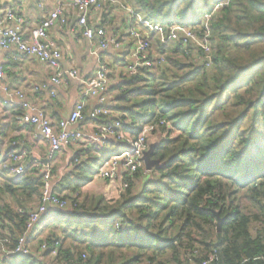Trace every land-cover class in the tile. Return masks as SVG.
Returning <instances> with one entry per match:
<instances>
[{
    "label": "trees",
    "instance_id": "trees-1",
    "mask_svg": "<svg viewBox=\"0 0 264 264\" xmlns=\"http://www.w3.org/2000/svg\"><path fill=\"white\" fill-rule=\"evenodd\" d=\"M135 1L137 12L165 28L198 27L205 14L227 3L211 24L210 66L184 59L183 45L169 49L154 33L149 34L153 46L167 54L169 66L140 68L135 76L116 81L113 71L118 66L109 64L112 84L107 93L114 96L105 106L130 136L153 127L148 143L155 145L152 160L159 165L125 175L119 180L118 198L100 197L89 207L83 188L105 161L127 146L79 143L71 168L54 188L79 205L46 213L55 220L51 225L67 216L71 229L91 218L87 210L93 208L91 223L96 226L86 252L66 248L53 234L40 242L41 253L34 248L29 255L4 256L0 264H203L212 255L209 264H264L258 259L264 256V0ZM128 57L129 52L119 53L117 63H127ZM26 171L19 175L18 194L27 201L41 198L39 171L38 177ZM6 192L12 193L0 190ZM73 193L78 196L72 198ZM0 211L12 214V226L0 224L6 233L0 236L8 237L14 248L29 214L25 207L15 212L10 205L0 206ZM215 213L226 218L221 232ZM39 226L29 243L31 235L37 238L48 229Z\"/></svg>",
    "mask_w": 264,
    "mask_h": 264
},
{
    "label": "built area",
    "instance_id": "built-area-1",
    "mask_svg": "<svg viewBox=\"0 0 264 264\" xmlns=\"http://www.w3.org/2000/svg\"><path fill=\"white\" fill-rule=\"evenodd\" d=\"M224 4H219L215 9L203 16L200 26L176 24L169 28L157 25L142 17L133 7L127 6L120 0H71L69 7L76 13L77 23L82 28V35L89 42L93 54L97 51H107L114 49L119 52L124 47L128 49L129 57L127 63L114 69V78L124 79L135 76L138 69H154L163 66L166 54H161L153 46V40L149 37L154 33L160 42L166 46L179 43L184 47V55L187 56L188 49L198 46L204 51V58L210 60L202 62L207 67L211 64L212 49L209 45L211 24L215 13ZM105 6L117 7L122 17L130 21V30L127 38L122 41L118 35H110L107 30L96 25L89 24L91 12L102 13ZM64 7H57L50 16L44 19L40 26L26 31L24 19L17 15L14 9L9 8L0 12V47L9 50L15 47L21 54L36 58L51 70L50 82L56 88H68L74 82L79 84V101L67 118L62 119L58 124H53L51 119L42 111L35 114L21 113L20 122L30 124L37 128L39 135L47 141L49 145V160L54 159L57 153L68 149L79 143H92L101 147L107 146L111 141L123 143L127 146L122 154L109 158L100 169L99 178L105 181H116L125 175L137 174L141 168L146 172L144 155L149 149L148 137L153 132L152 126H145L138 137L130 136L124 132L122 121L117 115L105 105L112 97L107 93L108 87L112 83L109 75L112 70L109 64L100 62L96 73L89 78H81L76 69H65L62 66V53L58 48H49L44 43L48 39V32L57 24L64 25L68 15ZM122 39V38H121ZM126 45V46H125ZM5 72L0 65V86H3ZM6 92L14 93L21 101L23 108L31 109L32 105L26 100L25 95L20 90H10L3 86ZM39 90V87H36ZM52 95H55L52 92ZM94 99L97 104L90 107L89 101ZM114 99V98H113ZM5 105L8 104L6 100ZM163 124V122H162ZM15 144H13L14 146ZM15 148V147H14ZM27 154L25 151H13L5 162L3 169L17 175H23L27 169ZM41 176V202L33 209L28 217L26 227L22 236L18 239L14 248L9 246L8 237L0 236L1 254L0 263L4 261V256L29 255L34 247L28 242L29 234L46 214L48 206L58 209L77 208L79 203L73 202L69 196L57 195L54 191L53 171L50 163H39L37 165ZM150 172V171H149ZM78 196L73 193L72 198ZM6 234L0 230V235ZM256 235V232H255ZM264 237V233L261 234ZM41 249L46 250V243L41 245ZM56 251V249H54ZM56 252H54L55 254ZM203 264H209L214 259ZM264 259V256L258 258Z\"/></svg>",
    "mask_w": 264,
    "mask_h": 264
},
{
    "label": "crops",
    "instance_id": "crops-1",
    "mask_svg": "<svg viewBox=\"0 0 264 264\" xmlns=\"http://www.w3.org/2000/svg\"><path fill=\"white\" fill-rule=\"evenodd\" d=\"M70 1L0 0V12L9 8L14 9L17 15L24 19V28L29 32L40 26L42 21L49 17L51 12L57 7H64L67 11L66 13L71 12L68 15L67 22L64 25L57 24L49 30L48 39L44 42L47 47L58 48L61 51L63 68L76 69L81 78H89L96 73L100 62L106 61L113 68L120 66L117 63L118 55L124 51L128 52V49L124 47L117 52L110 48V50L97 51V54H93L89 42L82 35V28L77 23L76 13L69 7ZM121 2L124 3L123 1ZM124 19L126 17H122L117 7L105 6L102 13L98 11L91 12L89 24L104 28L108 34L118 35L122 38L120 40L124 41L128 35ZM0 65H2L5 72L3 86L8 87L10 90L22 91L26 100L35 109V111H32L31 109L23 108L20 99L14 93L6 92L4 87L0 86V190L9 188L12 192L0 194V206L10 205L15 212H18L20 207H25L26 215H28L41 202V198L36 196L33 200L27 201L24 196L18 194L17 189L20 188L19 181L21 180L19 175L3 169L10 155V149L15 147L14 151L26 152L27 176L36 170L38 172L37 165L39 163H50L52 165L55 188L61 176L71 168L74 151L80 148L79 145L81 143L71 146L72 148L64 149L57 153L54 159L49 160V145L47 141L39 135L36 127L21 123L20 114L23 112L35 114L40 110L51 119L53 124H58L60 120L68 117L79 101V84L74 82L68 88L52 86L50 82L51 70L36 60V58L21 54L15 47L9 50L0 47ZM121 66H123V63H121ZM36 87H39V90H36ZM52 92L55 95H52ZM6 100L8 101L7 105L4 104ZM96 104L97 101L94 99L89 101L90 107ZM13 144L15 145L13 146ZM37 172H35V177L39 176ZM95 179L100 180L98 175ZM94 180L83 188L82 196H87V191L92 186L100 185L99 182H93ZM108 182L109 186L114 185L117 188L115 183ZM119 192L117 190L113 198H118ZM51 209L53 208L49 207L48 210L51 211ZM11 215L7 214V216H4L0 211V224L8 223L9 226H12L11 222H8ZM54 221V219H51V215L46 213L35 227V230L40 228L39 224H46L48 227L39 237L36 238V234L30 237V243L36 249L37 254L41 253L39 250L40 242L46 238L48 239L53 234L58 235L65 242L66 248L74 249L77 253L86 252L85 246L92 241L93 236L87 228L75 231L73 227L67 229L66 220L65 222L60 220L57 225H51ZM5 264L11 263L6 261Z\"/></svg>",
    "mask_w": 264,
    "mask_h": 264
},
{
    "label": "rangeland",
    "instance_id": "rangeland-1",
    "mask_svg": "<svg viewBox=\"0 0 264 264\" xmlns=\"http://www.w3.org/2000/svg\"><path fill=\"white\" fill-rule=\"evenodd\" d=\"M121 1H123L127 6L133 7L134 9H136V7H137V4H136V1L135 0H133V1H131V0H121ZM126 17H129V16L126 14ZM142 17L145 18L143 15H142ZM124 20H125L124 24H125L126 29L127 30H130V24H131L130 21L127 18L124 19ZM211 37H212V35L210 36V38ZM173 45L174 44L172 43L167 48L170 49V48H172ZM209 45H210V47L212 49V42L210 40H209ZM170 54L173 55V56H175L176 58L182 60L181 59V56L176 55V54H173L172 51H170ZM203 54H204V51H202L200 49V47H198V46L195 45V46H193V47H191V48L188 49L187 56L186 55H182V57H185L184 59H186V60H187V58H189L190 59V60L188 59L189 61H194L197 64L204 62V60L206 62V59H209L210 60L209 57H205L206 58L205 59ZM186 60H184V62L185 63L186 62L188 63L189 61H186ZM164 64L167 65V66H169L171 64V63H169V61L167 59V56H165V58H164ZM113 94H114V92H111L109 95L110 96H114ZM150 145H154V144L150 143L149 144V147H150ZM95 181L96 182H99L100 185L92 186L91 189H89L87 191V196L85 195V197L84 196L82 197L83 199H85L87 197L88 199L91 200V203L89 204V207H94L95 206L96 203H94V200H98L100 197H105L106 200H110V199L113 198V196H115V194L117 193V190L120 191V184H119L118 180L111 181L110 182V183H113V184L115 183L116 186H117V188L114 185L109 186L108 185L109 183H106V181L105 180H102V179H100V180L95 179L93 182H95ZM247 205L248 204H246L245 202H243V206L245 208L247 207ZM87 207H88V205H87ZM92 209L93 208H89L87 210V214L91 218L93 217L92 214H94V212H93ZM91 218H88L87 220H85V223L82 224V225H73L72 226L74 228L73 230H75V231L76 230H79V229L84 230L85 228H87L89 230V233H92L94 235L93 228L96 225H94L93 223H91ZM66 219H67V216L65 217V219L63 220V222H65ZM77 232H79V231H77ZM81 234H83V233H81Z\"/></svg>",
    "mask_w": 264,
    "mask_h": 264
},
{
    "label": "water",
    "instance_id": "water-1",
    "mask_svg": "<svg viewBox=\"0 0 264 264\" xmlns=\"http://www.w3.org/2000/svg\"><path fill=\"white\" fill-rule=\"evenodd\" d=\"M206 59V58H205ZM209 59H206V62L208 61ZM154 149H155V146L154 145H150L148 151L145 153L144 155V162H145V165H146V168L149 170V171H152L153 168L157 167L159 165V162L158 161H154L152 160V154L154 152ZM50 206H48L49 208ZM55 210H59L58 208H53ZM216 215V218H217V230L218 232H221L222 230V227H223V224L226 220L225 217H220L219 213H215Z\"/></svg>",
    "mask_w": 264,
    "mask_h": 264
},
{
    "label": "clouds",
    "instance_id": "clouds-1",
    "mask_svg": "<svg viewBox=\"0 0 264 264\" xmlns=\"http://www.w3.org/2000/svg\"><path fill=\"white\" fill-rule=\"evenodd\" d=\"M50 207H52V206H50ZM52 208H55V207H52ZM48 209H49V208H48ZM47 211H48V210H47ZM41 219H42V218H41ZM40 221H41V220H40ZM40 221H39V222H40ZM34 229H35V228H34ZM29 236H30V234H29ZM28 241H29V240H28Z\"/></svg>",
    "mask_w": 264,
    "mask_h": 264
}]
</instances>
